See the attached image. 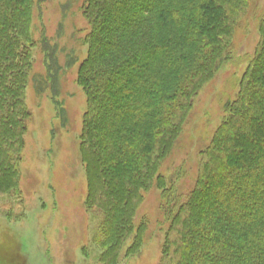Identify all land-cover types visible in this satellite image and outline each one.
<instances>
[{
    "label": "trees",
    "instance_id": "16d2710c",
    "mask_svg": "<svg viewBox=\"0 0 264 264\" xmlns=\"http://www.w3.org/2000/svg\"><path fill=\"white\" fill-rule=\"evenodd\" d=\"M249 0H87L90 31L77 83L87 98L80 155L98 209L102 262L142 246V192L162 191L168 264H264V20L256 53L187 194L157 175L194 98L232 59ZM33 0H0V194L16 189L30 113ZM264 18V16H263ZM38 89V87H37ZM87 205V206H88ZM136 229V230H135Z\"/></svg>",
    "mask_w": 264,
    "mask_h": 264
},
{
    "label": "rangeland",
    "instance_id": "374dc122",
    "mask_svg": "<svg viewBox=\"0 0 264 264\" xmlns=\"http://www.w3.org/2000/svg\"><path fill=\"white\" fill-rule=\"evenodd\" d=\"M86 1L33 0L32 69L24 96L30 117L17 187L0 194V264H104V217L87 203L88 179L79 149L87 108L77 83L88 51L90 27L82 14ZM263 16L264 0H249L233 33L231 61L194 98L160 164L157 175L183 195L194 186L200 153L224 119V104L235 99L248 60L256 53ZM155 181L142 192L136 210L135 224H144L142 246L127 254L131 235L115 264H168L161 249L169 224Z\"/></svg>",
    "mask_w": 264,
    "mask_h": 264
}]
</instances>
